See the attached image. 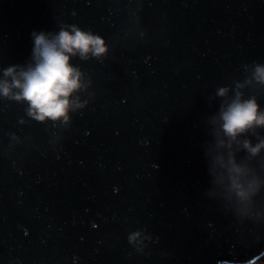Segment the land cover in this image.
Returning a JSON list of instances; mask_svg holds the SVG:
<instances>
[{
	"label": "water",
	"instance_id": "water-1",
	"mask_svg": "<svg viewBox=\"0 0 264 264\" xmlns=\"http://www.w3.org/2000/svg\"><path fill=\"white\" fill-rule=\"evenodd\" d=\"M264 259V0H0V264Z\"/></svg>",
	"mask_w": 264,
	"mask_h": 264
},
{
	"label": "rangeland",
	"instance_id": "rangeland-1",
	"mask_svg": "<svg viewBox=\"0 0 264 264\" xmlns=\"http://www.w3.org/2000/svg\"><path fill=\"white\" fill-rule=\"evenodd\" d=\"M255 264H264V259L261 261L256 262Z\"/></svg>",
	"mask_w": 264,
	"mask_h": 264
}]
</instances>
